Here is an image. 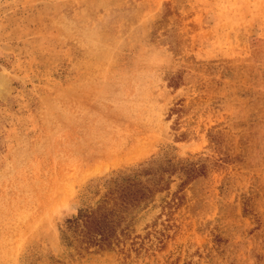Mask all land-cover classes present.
I'll use <instances>...</instances> for the list:
<instances>
[{
    "label": "rangeland",
    "instance_id": "1",
    "mask_svg": "<svg viewBox=\"0 0 264 264\" xmlns=\"http://www.w3.org/2000/svg\"><path fill=\"white\" fill-rule=\"evenodd\" d=\"M0 264H264V0H0Z\"/></svg>",
    "mask_w": 264,
    "mask_h": 264
},
{
    "label": "trees",
    "instance_id": "2",
    "mask_svg": "<svg viewBox=\"0 0 264 264\" xmlns=\"http://www.w3.org/2000/svg\"><path fill=\"white\" fill-rule=\"evenodd\" d=\"M115 178L112 184L113 188L110 193L115 200H119V204L132 203L139 200L144 195V191L128 190L132 185H122L117 182ZM121 179V178H120ZM111 211L104 210V207L97 206L94 209L78 208L75 215L66 220L67 230L61 231L62 238L67 240L72 234L80 236L83 244H97L102 246L109 241L111 232L113 230L112 221L109 216Z\"/></svg>",
    "mask_w": 264,
    "mask_h": 264
}]
</instances>
